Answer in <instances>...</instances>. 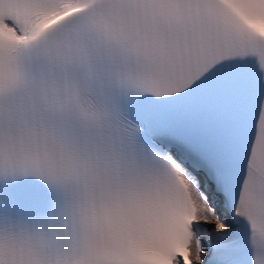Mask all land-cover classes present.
<instances>
[{
  "label": "snow or ice",
  "instance_id": "obj_1",
  "mask_svg": "<svg viewBox=\"0 0 264 264\" xmlns=\"http://www.w3.org/2000/svg\"><path fill=\"white\" fill-rule=\"evenodd\" d=\"M0 264H264V0H0Z\"/></svg>",
  "mask_w": 264,
  "mask_h": 264
}]
</instances>
